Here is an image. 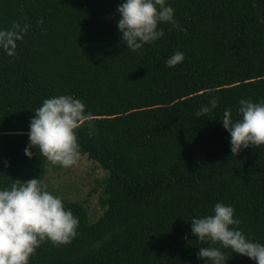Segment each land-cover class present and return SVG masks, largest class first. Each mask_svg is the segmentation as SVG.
Masks as SVG:
<instances>
[{
	"label": "trees",
	"instance_id": "16d2710c",
	"mask_svg": "<svg viewBox=\"0 0 264 264\" xmlns=\"http://www.w3.org/2000/svg\"><path fill=\"white\" fill-rule=\"evenodd\" d=\"M124 2L0 0V30L30 25L15 57L0 49V190L44 180L47 160L35 148L25 155L29 125L61 95L85 104L80 153L107 174L102 215L91 222L81 203L62 199L79 235L67 246L46 241L29 264H211L198 258L212 245L192 235L191 221L217 203L264 244V146L232 156L221 122L225 109L241 118V99L264 100V0H166L186 32L162 23L164 36L137 52L118 28ZM176 52L185 59L167 67ZM221 251L226 264H256Z\"/></svg>",
	"mask_w": 264,
	"mask_h": 264
},
{
	"label": "clouds",
	"instance_id": "9594fccd",
	"mask_svg": "<svg viewBox=\"0 0 264 264\" xmlns=\"http://www.w3.org/2000/svg\"><path fill=\"white\" fill-rule=\"evenodd\" d=\"M117 12L121 16L118 28L122 40L133 52L163 37L164 31L158 27L162 23L186 32L174 19V9L166 0H126ZM37 23L43 24V21ZM29 29L28 23L13 21L9 29L0 30V49L8 57H15L17 42ZM184 59L182 52H176L166 61V66L174 68ZM239 104V120L234 122L228 109L224 110L221 120L230 134L234 157L242 149L264 146V100L253 103L241 99ZM215 107L216 102L212 100L210 107L203 106L196 116L207 115ZM85 108L81 100L72 96L45 99L30 120L25 155L31 158V149L35 148L52 165L63 168L76 165L81 158L76 130L90 118ZM240 223L234 218V209L222 203L215 205L212 215L192 219V235L212 245L200 247L198 258L211 264H226L229 257L221 251L223 248L246 256L256 264H264V244L247 239L239 230ZM78 226V218L71 210H65L62 198L50 193L41 179L15 180L10 189L0 190V264H29L36 249L46 241L56 247L67 246L79 235Z\"/></svg>",
	"mask_w": 264,
	"mask_h": 264
},
{
	"label": "rangeland",
	"instance_id": "374dc122",
	"mask_svg": "<svg viewBox=\"0 0 264 264\" xmlns=\"http://www.w3.org/2000/svg\"><path fill=\"white\" fill-rule=\"evenodd\" d=\"M106 176L98 164L81 155L78 163L70 168L52 165L47 161L43 182L54 196L81 203L89 220L94 222L103 212L98 199Z\"/></svg>",
	"mask_w": 264,
	"mask_h": 264
}]
</instances>
